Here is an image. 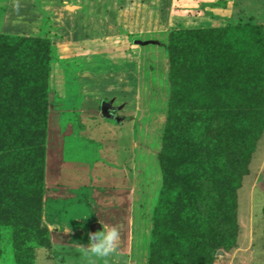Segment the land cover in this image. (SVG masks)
<instances>
[{
  "label": "rangeland",
  "instance_id": "obj_1",
  "mask_svg": "<svg viewBox=\"0 0 264 264\" xmlns=\"http://www.w3.org/2000/svg\"><path fill=\"white\" fill-rule=\"evenodd\" d=\"M234 27L261 28L264 49V0H0V37L51 50L42 136L27 146L0 118V264H86L78 250L96 225L120 232L108 264H149L169 34L229 28L239 38ZM263 209L264 134L238 191L237 240L212 264H264Z\"/></svg>",
  "mask_w": 264,
  "mask_h": 264
},
{
  "label": "trees",
  "instance_id": "obj_2",
  "mask_svg": "<svg viewBox=\"0 0 264 264\" xmlns=\"http://www.w3.org/2000/svg\"><path fill=\"white\" fill-rule=\"evenodd\" d=\"M238 29L239 38L229 28L169 34V96L157 155L162 188L149 264H212L213 253L237 240L238 191L264 134L262 32ZM50 62L45 40L0 37V118L13 120L9 129L27 146L46 126ZM19 116L36 130L19 127ZM18 165L14 158L7 168Z\"/></svg>",
  "mask_w": 264,
  "mask_h": 264
},
{
  "label": "clouds",
  "instance_id": "obj_3",
  "mask_svg": "<svg viewBox=\"0 0 264 264\" xmlns=\"http://www.w3.org/2000/svg\"><path fill=\"white\" fill-rule=\"evenodd\" d=\"M120 232L115 226L102 227V230L89 233L87 245L79 247V254L86 264H97L103 261L108 264V258L118 254Z\"/></svg>",
  "mask_w": 264,
  "mask_h": 264
},
{
  "label": "water",
  "instance_id": "obj_4",
  "mask_svg": "<svg viewBox=\"0 0 264 264\" xmlns=\"http://www.w3.org/2000/svg\"><path fill=\"white\" fill-rule=\"evenodd\" d=\"M95 228H98V225H96L95 227L92 228V233L95 232ZM216 256H223L224 257L225 256V253L223 251H218L216 253Z\"/></svg>",
  "mask_w": 264,
  "mask_h": 264
},
{
  "label": "crops",
  "instance_id": "obj_5",
  "mask_svg": "<svg viewBox=\"0 0 264 264\" xmlns=\"http://www.w3.org/2000/svg\"><path fill=\"white\" fill-rule=\"evenodd\" d=\"M238 250H241V248H238Z\"/></svg>",
  "mask_w": 264,
  "mask_h": 264
}]
</instances>
